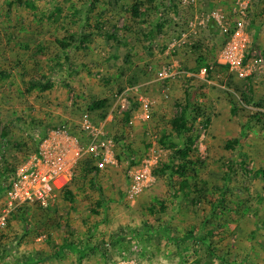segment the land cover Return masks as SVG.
Listing matches in <instances>:
<instances>
[{
	"label": "rangeland",
	"instance_id": "rangeland-1",
	"mask_svg": "<svg viewBox=\"0 0 264 264\" xmlns=\"http://www.w3.org/2000/svg\"><path fill=\"white\" fill-rule=\"evenodd\" d=\"M13 1L0 0V71L9 76L0 81V169L7 156L15 170L0 174V215H5L0 232L6 238L0 264H209L213 257L264 264V182L253 174L263 163L262 151L249 144L254 135L244 129L247 108L241 101L242 92L251 101L264 98V20L251 24V0H179L176 14L158 12L162 29L136 38L124 36L125 21L109 6L105 23L112 40L97 37L86 51L65 54L54 50V39L65 29H80L87 1L29 0L35 10ZM210 18L223 33L229 21L236 24L223 47L205 29ZM191 47L206 50L207 70L198 69ZM188 77L209 118L206 126L200 119L195 124L193 147L204 163L198 187L205 194L228 177L223 197L212 190L185 202L169 188L164 171L172 157L157 142L170 131L169 120L181 113ZM32 80L52 88L30 90ZM96 101H105V107L91 110ZM3 132L21 145L1 151L7 145ZM121 139L141 148L138 166L129 168L126 152L116 157L113 141ZM168 139L182 146L181 137ZM234 140L238 145L226 148ZM87 154L100 159L99 188H72L70 204L62 190L70 185L76 161ZM38 172L59 174L62 186L44 207L51 213L47 231L26 235L33 216L28 214V222L11 216L23 204L10 208V191ZM96 202L101 207L94 214ZM162 202L163 212L146 211ZM212 234L216 246L210 247L206 237Z\"/></svg>",
	"mask_w": 264,
	"mask_h": 264
},
{
	"label": "trees",
	"instance_id": "trees-1",
	"mask_svg": "<svg viewBox=\"0 0 264 264\" xmlns=\"http://www.w3.org/2000/svg\"><path fill=\"white\" fill-rule=\"evenodd\" d=\"M88 4V9L86 12V17H84V23L78 30H64V35L54 39V50L59 54H65L70 49H80L86 51L89 45L96 41L97 37H102L107 41L112 40L113 34L110 30H107V23H105V14L106 7H111V11L114 14H118L119 17L123 18L125 23L123 26V33L126 38H136V36L141 35L147 31V34L150 36L155 33V30H160L164 27L165 24H162L163 19L158 18L157 14L162 9L176 14L178 12V3L179 0H167L168 5H163L162 0H86ZM16 5L21 6L26 9L35 10L36 7L29 0H14ZM264 0H251L249 3L248 12L253 14V18L250 19L251 24H254L257 20H264V6L262 4ZM112 5V6H111ZM168 6V7H166ZM227 31L223 33V30L220 26L217 25V22L214 18H210L206 24V31L209 34H212L215 37V43H218V48L223 47L226 42L233 35L236 30V24L233 21H229ZM207 50H209V45H206ZM191 51L194 57V60L198 66V69L201 68L208 69L207 57L205 56L206 50L200 47H191ZM205 51V52H204ZM129 59V58H128ZM126 61V58H125ZM8 75L5 71H0V81H6ZM186 82H188L187 87L184 89V99L183 103L179 104L181 107V113L178 117L172 118L169 120L170 131L163 134L159 138L157 144L163 148L165 151L169 152L172 161V165L166 169L164 172H168V182L170 184V190L176 194L177 198H180L183 201L189 200L194 194H198V198H202V194L205 197L208 193H211L212 190H217L222 192V197L226 194L227 185L225 180L228 175L226 174L223 177L224 184L219 188L215 189H199V172L204 167V163L197 158L196 149L193 147L196 139L197 133L195 129L196 122L200 119L202 123L206 126L209 123V118H207L202 111L201 104L196 102L197 90L198 88L195 85L191 84V77H188ZM200 83V82H199ZM130 84H133L130 82ZM201 84V83H200ZM51 85L43 86L40 82L31 81L29 85L30 90H41L47 91L51 89ZM201 89V87H199ZM241 101L245 108H247L246 115V127L251 129L254 137L253 141L249 144L256 147V151H262L261 157L263 163L261 166L257 167L254 171L255 178H261L264 182V98L258 99L257 101H251V99L245 94L241 93ZM105 101H96L93 102L90 106L91 110H100L105 107ZM231 112L233 114L238 113L237 107H234ZM123 124L127 125L129 121V112L123 115ZM19 121H23L20 119ZM254 127V128H253ZM26 130V129H25ZM175 134L178 137L183 139L181 147H178L175 143L169 141V137ZM6 144L2 147L1 151L6 148L8 145L10 152L13 150V144L21 145L20 141H10L7 139V134L3 132ZM21 139V137L19 138ZM18 139V140H19ZM259 141L262 143L261 147L258 146ZM115 145L118 146V150L115 153L116 157L119 158V153L126 152L130 157L129 168H134L138 166L143 160V152L141 148L135 144L128 143L126 141L115 140L113 141ZM23 145L26 147L25 143ZM235 145H238V141L234 140L231 143L226 145V148L231 149ZM16 150V149H15ZM116 150V148H115ZM253 151V150H252ZM9 154V152H7ZM27 155V154H26ZM97 157L93 154H87L80 157L74 167L72 168V177L70 180V185L63 188V194L66 200L73 204L75 202V194L72 191V188L76 186H94L99 188L97 175L100 171ZM3 167L0 169V174H12L14 169L9 167L8 157H3ZM163 173V171H162ZM80 190V189H78ZM264 190V187H263ZM186 202V201H185ZM218 201H216L217 203ZM223 202V201H222ZM217 205V204H216ZM216 205L211 204V208H216ZM242 210L246 211L248 207L241 204ZM101 207L100 202L95 203V209L92 210L94 214H97L96 209ZM166 209V205L162 202L152 203L146 207V211L150 214L156 215L157 213L163 212ZM216 210V209H215ZM213 210V212H215ZM227 210V209H226ZM158 211V212H156ZM33 212V213H32ZM48 208L41 207L38 203H26L22 206L16 208L11 216L14 214L20 217L24 222H28L27 216L30 214L33 216L32 225L29 228H26V235L35 234L39 236L43 232L47 231L51 213H49ZM37 213V215H35ZM217 213V210H216ZM2 232H0L1 234ZM192 232L188 235L192 236ZM254 234V233H253ZM2 235V234H1ZM208 240V245L210 247L216 246L214 240V234L206 237ZM3 239H6L3 235L0 236V244ZM88 245V244H87ZM214 261L221 260L225 264H235L234 261H226L223 257H213ZM216 260V261H217ZM213 261V262H214ZM209 264H214V263ZM198 264V263H196ZM200 264V263H199Z\"/></svg>",
	"mask_w": 264,
	"mask_h": 264
},
{
	"label": "built area",
	"instance_id": "built-area-1",
	"mask_svg": "<svg viewBox=\"0 0 264 264\" xmlns=\"http://www.w3.org/2000/svg\"><path fill=\"white\" fill-rule=\"evenodd\" d=\"M59 174L31 173L25 177L26 181L14 183L10 191L9 207L26 203H38L41 207H47L53 199L54 189H60L57 181ZM5 226V215H0V229ZM117 264H128L120 262Z\"/></svg>",
	"mask_w": 264,
	"mask_h": 264
}]
</instances>
